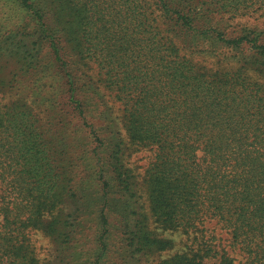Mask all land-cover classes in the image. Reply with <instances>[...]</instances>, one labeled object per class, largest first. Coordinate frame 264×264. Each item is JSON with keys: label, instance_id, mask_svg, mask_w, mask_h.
<instances>
[{"label": "trees", "instance_id": "1", "mask_svg": "<svg viewBox=\"0 0 264 264\" xmlns=\"http://www.w3.org/2000/svg\"><path fill=\"white\" fill-rule=\"evenodd\" d=\"M261 16L264 0H0V264H151L172 246L151 223L187 246L154 264H264V21L240 23Z\"/></svg>", "mask_w": 264, "mask_h": 264}, {"label": "rangeland", "instance_id": "2", "mask_svg": "<svg viewBox=\"0 0 264 264\" xmlns=\"http://www.w3.org/2000/svg\"><path fill=\"white\" fill-rule=\"evenodd\" d=\"M262 21H264V16H261L260 19L246 17L242 19L240 23L248 27H257L262 24ZM89 66H91V68L93 69V66L91 64H89ZM88 70L92 75H94V78L97 79V76H95L94 72L91 69H88ZM98 85L101 86L102 84L100 83ZM105 93H108V92L106 91ZM148 154H149L148 152L141 150V152H134V154H132L129 159V165L133 168L134 172L139 176L138 177L139 181H142L145 178ZM141 185H142V182H141ZM114 221H115V218H114ZM115 225H117V223H115ZM151 226L154 228V231L157 237L161 239H170L172 243V246L170 248L168 247L161 252L156 251L152 255L153 257L151 258V261H150L151 264H154L155 262L161 259L170 257L174 255L175 253L184 252V250L187 249L184 235L180 231L163 230L161 227H156L155 223H151ZM83 227L85 228V232H87L88 234L93 231V229L95 228V225L91 221L90 217H88V219H86L83 222ZM113 230H116V226H114ZM30 237L34 243V248L37 253V257L40 260L51 258L54 252L53 243L51 239L47 235H45L44 230L39 229V228L33 229L30 231Z\"/></svg>", "mask_w": 264, "mask_h": 264}]
</instances>
